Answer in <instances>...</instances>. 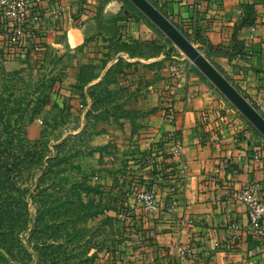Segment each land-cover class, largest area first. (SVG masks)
<instances>
[{"label":"crops","instance_id":"1","mask_svg":"<svg viewBox=\"0 0 264 264\" xmlns=\"http://www.w3.org/2000/svg\"><path fill=\"white\" fill-rule=\"evenodd\" d=\"M148 1L264 118V0ZM41 4L40 46L15 52L0 34V67L17 70L34 54L49 59L61 73L56 102L72 110L82 73L101 59L143 61L156 80V95L135 107L144 113L97 175L129 227L130 247L114 263L264 264V237L249 231L238 199L249 186L264 199V164L254 159L264 158V137L186 57L167 53L172 42L129 0ZM138 45L152 50L144 58L126 52ZM34 128L26 129L31 139L41 134ZM146 189L156 193L155 213L133 197Z\"/></svg>","mask_w":264,"mask_h":264},{"label":"rangeland","instance_id":"2","mask_svg":"<svg viewBox=\"0 0 264 264\" xmlns=\"http://www.w3.org/2000/svg\"><path fill=\"white\" fill-rule=\"evenodd\" d=\"M151 50L138 45L126 52L144 58ZM148 66L129 58L99 60L82 73L73 110L69 103L56 102L58 71L49 59L34 54L17 70L0 67V90L6 96L19 97L32 108L43 102L32 123L44 136L31 139L27 134L28 140H41L45 155L64 159L53 169L50 196L43 192L32 200L28 193L23 198L20 229L14 240L7 238L5 251L0 248V264H115L122 249L130 247L120 207L105 194L109 186L97 175L121 143L128 123L144 113L135 107L156 95L151 87L156 80L148 77ZM102 134L112 139L106 145ZM41 175L40 169L34 179ZM31 179L21 187L31 185ZM10 223L6 218L7 235H12Z\"/></svg>","mask_w":264,"mask_h":264},{"label":"trees","instance_id":"3","mask_svg":"<svg viewBox=\"0 0 264 264\" xmlns=\"http://www.w3.org/2000/svg\"><path fill=\"white\" fill-rule=\"evenodd\" d=\"M56 81L57 84L61 82V73L57 74ZM42 105L43 102L32 108L19 97L12 94L6 96L4 90H0V248L4 251L7 249V238L12 237L14 240L13 237L20 229L23 198L28 193L32 200L43 192L50 196L48 192L52 188L53 169L64 161L53 155H45L44 150L39 147L41 140L31 142L27 138V126L39 114ZM43 134L41 132L40 137ZM39 168L42 175L34 179ZM29 179L31 185L21 187ZM6 218L11 221L12 235L6 234ZM2 254L0 253L1 258Z\"/></svg>","mask_w":264,"mask_h":264},{"label":"built area","instance_id":"4","mask_svg":"<svg viewBox=\"0 0 264 264\" xmlns=\"http://www.w3.org/2000/svg\"><path fill=\"white\" fill-rule=\"evenodd\" d=\"M43 1L0 0V34H5L8 48H13L15 52H20V50L23 52L28 43L33 48L40 46V36L34 29L47 18L42 13L41 3ZM177 152L176 148L172 150L173 155ZM254 159L264 164V158L259 153L254 154ZM254 192L252 186L246 187L238 193V199L242 200L246 207L249 231L264 237V199L258 198ZM133 197L147 212L155 213L159 209L153 189L137 191ZM173 204H171V209ZM232 228H236V225Z\"/></svg>","mask_w":264,"mask_h":264},{"label":"water","instance_id":"5","mask_svg":"<svg viewBox=\"0 0 264 264\" xmlns=\"http://www.w3.org/2000/svg\"><path fill=\"white\" fill-rule=\"evenodd\" d=\"M215 86L239 113L264 137V118L228 80L148 0H129ZM168 49L167 53L171 52Z\"/></svg>","mask_w":264,"mask_h":264}]
</instances>
